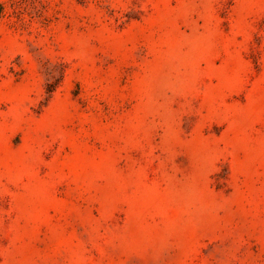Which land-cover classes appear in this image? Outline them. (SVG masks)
Returning <instances> with one entry per match:
<instances>
[{"label":"rangeland","instance_id":"1","mask_svg":"<svg viewBox=\"0 0 264 264\" xmlns=\"http://www.w3.org/2000/svg\"><path fill=\"white\" fill-rule=\"evenodd\" d=\"M0 264H264V0H0Z\"/></svg>","mask_w":264,"mask_h":264}]
</instances>
